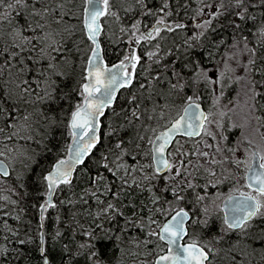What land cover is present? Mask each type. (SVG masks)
Wrapping results in <instances>:
<instances>
[{"label": "snow or ice", "instance_id": "1", "mask_svg": "<svg viewBox=\"0 0 264 264\" xmlns=\"http://www.w3.org/2000/svg\"><path fill=\"white\" fill-rule=\"evenodd\" d=\"M151 3L0 0V185H7L0 217L22 219L9 209L20 203L11 194L27 193L28 174L55 129L66 141L63 154L36 174L43 199L31 234L21 238L3 221L0 264L25 259L28 243L39 264H54L57 244V264L80 257L109 264L101 245L113 241L129 247L111 264L125 254L150 257L133 264H217L222 249L213 241L229 233L224 264H264V0ZM122 13L134 19L124 23ZM113 22L128 47L109 62L102 40L113 35ZM69 75L75 82L66 91ZM231 89L235 102L224 104ZM229 129L239 131L234 140ZM74 181L84 184L78 193ZM65 188L72 197L59 199ZM77 203L67 217L75 226L69 242L59 226L49 237V210L60 224L61 206ZM214 217L220 234L205 240Z\"/></svg>", "mask_w": 264, "mask_h": 264}, {"label": "trees", "instance_id": "2", "mask_svg": "<svg viewBox=\"0 0 264 264\" xmlns=\"http://www.w3.org/2000/svg\"><path fill=\"white\" fill-rule=\"evenodd\" d=\"M161 3V0H152V3L149 6H158ZM193 7H195V4L193 3ZM134 17V16H133ZM133 17H130L129 14L123 15L121 14L122 21L124 23H129L133 19ZM116 32L115 35L113 34L112 37H107L105 36L102 40V43L105 46L106 53H107V59L109 62H115L117 58H119L122 54V50H124V45H125V37H121L120 31H119V22H116ZM106 31V30H105ZM114 37V38H113ZM175 38H170L168 40V43L166 45H170L172 40ZM177 43H179V40H176ZM147 48L144 46L142 42V48H141V54L143 55V51H146ZM145 65L147 64V58L145 57L144 60ZM74 82H75V77L72 75H69L68 77L62 78V84L61 88L64 90H70L74 87ZM74 95V93H73ZM125 93L120 94V99L117 101L116 105V113L120 112V107L122 106V102L125 99ZM107 117H111L113 120V123L116 121V117L114 116L112 111H107ZM120 123H123V118H120ZM105 129L107 128V119H105V124H104ZM234 133V132H232ZM127 134V132H125ZM232 137V136H231ZM66 141L63 139V130L62 129H55L53 134L48 137L47 141V146L49 151L42 153L40 157H38L40 164L39 165H33V171L28 174L27 177V193L25 194L24 192H21L20 189H17V191L20 193L19 196L16 194H11L13 199H18L20 201L19 205H11L9 203V209L11 211L17 212L22 216V219L20 221H17L14 216L11 217H0V235H3L4 233L2 232V227H3V221L7 219L9 225L18 227L21 232V238H23V234L25 232H28L31 234V229H34L36 226V222L38 219V210L35 207V204L37 202V199H43V197L40 195V185L38 181L36 180V174L39 172V169L41 166L47 167V165L51 162H54V158L58 156V154H63L64 151V145ZM99 149L97 150V152ZM74 184L76 187L73 188L72 191H75L78 193L80 188L84 187V184L79 182V181H74ZM227 183H225L224 186H221V191L224 187H226ZM0 188L6 189L7 185H0ZM228 189L224 190L227 192ZM72 191H69L67 188H65L61 193H57L59 199H64V198H71L72 197ZM0 194H5L3 192H0ZM87 199V197H85ZM0 203H5L4 201H0ZM90 203L95 206V201H90ZM80 205L77 203L75 207L69 206L68 204H64L61 206L59 211L62 213V215L65 217V220L63 223L58 224L57 221H55L54 217L56 216V210H49L47 214V221H46V229L49 234V237L51 236V233L54 228L59 226L60 228L64 229L63 232V237H64V243H68L70 238L73 235V227H69L67 224V217L76 210V208H79ZM9 209H4V211H7ZM82 215V214H81ZM79 219L80 223H86V220L77 217ZM163 219V217H161ZM213 221V219H212ZM217 223H212L211 227L208 228V230L205 231V236L209 237L210 240H212V237L215 236V234H220L219 229H220V222L217 219ZM87 223H91L90 219L87 220ZM99 223V221H97ZM137 232H140L138 228L133 229L132 231L128 232V236H134L137 234ZM83 233H78L76 235V239H83ZM229 238H233V234L229 233L225 236L223 242L219 241H213L217 242L216 247L222 249V251L218 254L217 256V264H224V249L227 248L228 243H229ZM15 243V242H14ZM15 246L17 248H20L21 246L18 243H15ZM49 246L51 247V240L49 238ZM129 247L127 243L123 245H116L115 242H109L106 244L101 245L103 248V251L101 253V256L109 261V264H111L112 261L116 259L121 258V252H120V247ZM23 251L26 254L25 259H20L18 264H26V260L30 261L31 264H39L40 261V256L35 250V245L28 243L23 246ZM134 251V250H133ZM60 259L59 255V245L57 244L55 248H53V260L54 264H57V262ZM133 259L143 261L144 259H149L145 258L143 256H138L135 255L133 257H129L127 254L123 256L122 264H133ZM77 264H85L84 258L80 257L77 259Z\"/></svg>", "mask_w": 264, "mask_h": 264}, {"label": "rangeland", "instance_id": "3", "mask_svg": "<svg viewBox=\"0 0 264 264\" xmlns=\"http://www.w3.org/2000/svg\"><path fill=\"white\" fill-rule=\"evenodd\" d=\"M138 14V13H137ZM123 15H125L126 16V14H124L123 13ZM129 15H130V17H133V15L131 14V13H129ZM133 19H134V17H133ZM151 18H148V17H146L145 18V22L148 24V26H150V23H148V21L150 20ZM106 30V32L108 31V28H106L105 29ZM111 30H112V32H113V34L115 35V32H116V30H117V28H116V22H113L112 23V25H111ZM112 37V36H111ZM175 38V37H173V36H171V35H168V37H167V40L165 41V44H167L168 43V40L170 39V38ZM114 38V37H113ZM127 47H128V45H127V40H126V37H125V45H124V50H126L127 49ZM236 90L237 89H231V90H229V91H227L226 92V98L224 99V104H229V101H233V102H235L234 100H233V97L235 96V93H236ZM204 103L205 104H208V103H211V100H210V98L207 96V95H205V97H204ZM231 105H229V107H230ZM229 131H230V133H231V136H232V139L234 140L238 135H239V131L237 130V129H229ZM232 132H234V133H232ZM227 183V182H226ZM229 185H226V187H224L222 190V192H224V193H227L228 192V190H229ZM221 188V187H220ZM226 189H228L227 190V192L226 191H224V190H226ZM220 191H221V189H219ZM213 192H215L216 191V189H213L212 190ZM213 219V221H212V223H217L218 221H217V219L218 220H220L218 217H214V218H212ZM198 231H199V228L197 229ZM204 234H205V232H204ZM215 235H217V234H215ZM203 239H205V240H210L209 239V237H206V236H203ZM214 243V246L216 247V243L217 242H213ZM150 247H153L152 245H150ZM142 250V249H141ZM134 252H135V250H134ZM145 258H149L150 259V257H145Z\"/></svg>", "mask_w": 264, "mask_h": 264}, {"label": "flooded vegetation", "instance_id": "4", "mask_svg": "<svg viewBox=\"0 0 264 264\" xmlns=\"http://www.w3.org/2000/svg\"><path fill=\"white\" fill-rule=\"evenodd\" d=\"M219 222H220V220H219ZM199 228V227H198ZM200 230V229H199ZM203 236H205V235H203Z\"/></svg>", "mask_w": 264, "mask_h": 264}]
</instances>
